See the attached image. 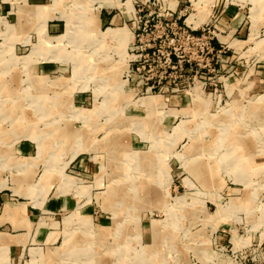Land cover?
<instances>
[{"label":"rangeland","instance_id":"obj_1","mask_svg":"<svg viewBox=\"0 0 264 264\" xmlns=\"http://www.w3.org/2000/svg\"><path fill=\"white\" fill-rule=\"evenodd\" d=\"M116 1L0 0V264H264V0Z\"/></svg>","mask_w":264,"mask_h":264},{"label":"crops","instance_id":"obj_2","mask_svg":"<svg viewBox=\"0 0 264 264\" xmlns=\"http://www.w3.org/2000/svg\"><path fill=\"white\" fill-rule=\"evenodd\" d=\"M124 7L125 9L123 12L125 13L126 6L124 5ZM123 12L114 13L112 15L103 13V16H101L98 22L102 27L107 24L120 25L122 17L125 20ZM53 26L57 27L55 25ZM17 151L19 154L21 152L24 155L25 145L18 146ZM1 199L3 201L0 213V235L3 236L2 240L14 248L24 246L29 238H33L34 232L32 234L28 233L30 227L33 225V216L35 215L36 207L30 202L19 199L13 200L7 194H3ZM59 204L63 205L62 199H60V202H53V206H58ZM17 231L19 232L18 234H12Z\"/></svg>","mask_w":264,"mask_h":264},{"label":"bare ground","instance_id":"obj_3","mask_svg":"<svg viewBox=\"0 0 264 264\" xmlns=\"http://www.w3.org/2000/svg\"><path fill=\"white\" fill-rule=\"evenodd\" d=\"M197 3V2H196ZM108 4L112 5L113 6V3L108 2ZM125 5L126 6V12H129V11H132L133 9V5L131 4L130 0H127L125 2H118L116 1L114 3L115 6H121V5ZM201 8V7H200ZM132 15V14H131ZM128 16V15H127ZM198 18V16H197ZM201 20L198 18L197 20H195L193 18V16H190L187 18V22L191 23L193 26L192 27H196L199 22ZM201 23V22H200ZM127 27V26H126ZM128 28V27H127ZM105 34L109 35V37H115V38H120L122 43L124 42L125 44H127V41H129V38H130V33H128L125 29L123 28H108L104 33H103V36H105ZM234 44V43H233ZM122 47V46H121ZM123 59V58H122ZM83 60V58H82ZM125 60V59H124ZM81 62V61H80ZM87 63V62H86ZM79 70V69H78ZM162 102V101H161ZM164 102V101H163ZM142 106H144L145 108H154L155 105H158V99H157V96H148V97H145V98H142L140 100H138V102H136ZM49 104V103H48ZM51 107V106H50ZM176 109V108H175ZM190 110V109H189ZM54 112V111H53ZM178 111H173L174 114H177ZM188 112V110H187ZM179 113V112H178ZM148 114V113H147ZM187 114V113H186ZM144 118V117H143ZM144 120V119H143ZM146 120V119H145ZM146 124V123H144ZM64 132V131H63ZM69 135V134H68ZM60 136V135H59ZM38 139V147H39V151L43 152L45 150V146H44V143L42 142V139ZM120 147V146H119ZM122 148V147H121ZM126 149V148H125ZM148 150V149H147ZM129 152V151H128ZM135 153V152H134ZM136 154V153H135ZM122 157V155H121ZM128 157V155H127ZM122 159V158H121ZM26 173V172H25ZM28 183V182H27ZM113 191V190H112ZM116 194V193H115ZM127 196V195H126ZM8 205V203H7ZM9 211V210H8ZM90 250V249H89ZM83 253V252H82ZM50 256V255H49ZM48 257V256H47ZM84 257V256H83ZM50 258V257H49ZM65 259V258H64ZM54 263V262H52Z\"/></svg>","mask_w":264,"mask_h":264},{"label":"built area","instance_id":"obj_4","mask_svg":"<svg viewBox=\"0 0 264 264\" xmlns=\"http://www.w3.org/2000/svg\"><path fill=\"white\" fill-rule=\"evenodd\" d=\"M146 50V49H143ZM147 56V55H146ZM146 56L141 54V57L139 59H135L131 61V71L134 73H140L142 71V67H140L138 64L141 61L146 62ZM141 81V90H145V92L151 91L153 86H151V78L149 76L144 77L143 79H140Z\"/></svg>","mask_w":264,"mask_h":264}]
</instances>
